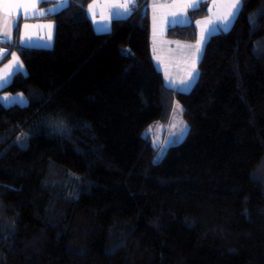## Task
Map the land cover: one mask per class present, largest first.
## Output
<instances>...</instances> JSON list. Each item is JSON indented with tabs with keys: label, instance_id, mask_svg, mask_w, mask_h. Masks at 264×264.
<instances>
[{
	"label": "trees",
	"instance_id": "obj_1",
	"mask_svg": "<svg viewBox=\"0 0 264 264\" xmlns=\"http://www.w3.org/2000/svg\"><path fill=\"white\" fill-rule=\"evenodd\" d=\"M92 1L46 13L53 45L2 61L21 56L2 91L29 103L0 101V264H264V0L210 36L189 91L155 64L146 0L107 32ZM207 13L167 36L195 41ZM176 101L188 132L155 161L145 131Z\"/></svg>",
	"mask_w": 264,
	"mask_h": 264
},
{
	"label": "rangeland",
	"instance_id": "obj_2",
	"mask_svg": "<svg viewBox=\"0 0 264 264\" xmlns=\"http://www.w3.org/2000/svg\"><path fill=\"white\" fill-rule=\"evenodd\" d=\"M205 2L206 7L208 9V13L205 16L197 18L194 23L197 27V38L195 41H182L183 45H180L178 47V44H176L177 41L172 43L173 45L170 48H166L165 52H162L161 48H158L155 46L154 48L152 47L153 45H157V38H162L160 33L162 32L161 29H163L165 23V19L170 21L172 17L169 15V13L172 12H177V13H184L183 9L179 8L178 6L183 3V0H146V5L148 3V9L150 13V18H151V23H152V30H151V47L153 51V57L155 59V64L157 67L163 71V75L165 78V82L168 85H172L180 90H186L188 91L189 89L192 88L193 84L195 83L198 75H199V63L202 58L200 56L198 59H196V63L194 66V71L196 74V78L191 82L190 85H181L180 81L181 80H187L188 79V74L189 72L193 71V60L195 57L193 56V53H195V47H193V52L190 54H185V47H186V42L191 44L192 46H195L197 41L200 39L201 31L205 27H212V25H207L206 23H197L198 21L200 22H206L209 19L215 21L217 15H222L224 12L227 11L226 8L223 7H214V5H223L226 3L232 2V0H202ZM176 5L175 7H163V8H156L155 11L153 9V5ZM200 4V3H199ZM198 5V4H197ZM154 15L156 17L155 20V29H154ZM185 14L179 17L180 21H184ZM186 17L190 19L189 14H186ZM235 20V19H234ZM234 20L232 23L229 25L228 29L232 26ZM183 23V22H179ZM173 25L172 23H170ZM178 24V23H177ZM162 28H159L161 27ZM155 31V35H154ZM161 31V32H160ZM221 31V30H219ZM217 32V31H215ZM213 32V33H215ZM212 33V34H213ZM211 34V35H212ZM169 37V36H168ZM210 38V37H209ZM208 38V39H209ZM175 39V38H174ZM207 43V42H206ZM206 44L203 46V52L205 49ZM154 49V50H153ZM154 51L156 53H154ZM14 53L18 58L20 64L23 65L22 68H18L17 70L14 71V73L11 75V78L8 80L7 83L0 82V101L4 105H12V104H21V105H26L29 103L28 97L23 93V92H8V91H2L4 87H6L12 80L14 74L17 71H22L26 72V67L25 64L21 58V56L18 54L16 50H13L11 54ZM11 54L8 60L4 62H0V74H2L5 65L9 64L11 62ZM156 55V57L154 56ZM4 56V54H3ZM7 97L8 99H4ZM21 98L22 101L21 102ZM177 104L180 106V108L183 109L182 105L180 102L176 101L173 107V111L171 113V117L168 122L163 123V122H153L151 123L146 131L145 134H148L152 137L153 142L156 147H158V152L155 157V161H159L163 158V156L166 153L167 148L170 145L177 144L180 141L184 139L188 132V123L186 122L184 116H183V111L181 112L180 109L177 108ZM185 125H187V128L185 129ZM151 129V130H149ZM25 144V142L23 143Z\"/></svg>",
	"mask_w": 264,
	"mask_h": 264
},
{
	"label": "snow or ice",
	"instance_id": "obj_3",
	"mask_svg": "<svg viewBox=\"0 0 264 264\" xmlns=\"http://www.w3.org/2000/svg\"><path fill=\"white\" fill-rule=\"evenodd\" d=\"M41 2H46V0H0V8L3 9V15L5 19L3 20L2 26L6 29L2 33V36L7 39L11 40L12 38V28L15 27L18 30V19H28L30 17H34L37 13L38 5ZM135 0H126V2L123 3H115L111 5H107L106 7H110L114 9V15L119 17L121 15V10L125 14H130L131 7L134 4ZM69 0H56V7H63L66 8L68 6ZM176 5H153V9L155 11L156 8H163V7H175ZM197 6L195 0H193L192 3H189L186 5L188 8H195ZM56 7L49 9L47 11L55 12ZM96 7L94 4H89V12L92 14L94 22L100 24L103 21L109 20L110 17L108 16H101V21H96L95 20V12H93V8ZM214 7H223L226 8L227 11L224 12L222 15H217L216 20L213 21L209 19L206 22H200L198 21L197 23H206L207 25H212V27H205L201 31L200 39L197 41L195 46L188 45L187 47H195V53H193V56L195 59L193 60V71L189 72L188 74V79L187 80H181L180 83L181 85H190L191 82L196 78V74L194 71V66L196 63V59H198L200 56L203 55V46L206 44L208 38L211 36V34L215 31L219 30H228L229 25L232 23V21L236 18V16L239 14L241 9L243 8V0H232L230 3H226L223 5H214ZM23 10V13H20V10ZM15 13L18 17L17 20H12L11 23L8 21V17H11ZM46 14L45 10H39V15L44 16ZM169 15L172 17L170 21L165 19V23H172L176 24L181 22L179 20V17L184 15V13H177V12H172L169 13ZM260 16H264V9H261L260 12L258 13ZM154 29H155V20L156 17L154 15ZM30 27H48L52 28L53 26L51 24L48 25H29L27 23L24 24V29L27 30ZM107 25H104L100 28L101 31H104L106 29ZM155 35V31H154ZM51 38V37H49ZM25 39H30V37L25 36L22 38L21 42L23 43ZM3 58V53H0V59ZM23 65L20 64L19 58L12 53L11 54V62L7 65H5L4 70L2 74H0V82L7 83L8 80L11 78V75L14 73L15 70L18 68H22ZM4 99H8L5 97ZM21 102L22 98H21ZM177 108L180 109L182 112L183 109L180 108V106L177 104ZM185 129L187 128V125L184 126ZM151 130V129H149Z\"/></svg>",
	"mask_w": 264,
	"mask_h": 264
},
{
	"label": "crops",
	"instance_id": "obj_4",
	"mask_svg": "<svg viewBox=\"0 0 264 264\" xmlns=\"http://www.w3.org/2000/svg\"><path fill=\"white\" fill-rule=\"evenodd\" d=\"M46 1H52V3L50 5H48V7L46 9H44L43 7L40 6L41 3H42L41 2L38 5L37 13H36V15L34 17H30L28 19H22V18L18 19L17 15L15 13H13V15L11 17L7 18L9 23H11L12 20H17L18 19V30L15 27L12 28V38H11V40H7V39H5L2 36V33L4 31H6V29L2 26L3 20L5 19V17L3 15V9L0 8V38L6 40L9 43V45L13 44V43H19V44L28 45V46L51 47L53 45V43H54L55 27L56 26H55V23L53 21H51L49 19H46V18H43V16L39 15V10H45L46 13H53V12L47 11V10L56 7V0H46ZM123 2H126V0H93L91 2V4L96 5V7H94L93 10H92L93 12H95V20L96 21H101V16L102 15L110 17L109 20L103 21L100 24H98V23L94 22L92 14L89 12V8H88L89 16L91 17V19L93 21V24H94V27H95L96 31H98V32H107V31L111 30L113 19L125 18V17L130 16L133 13L134 8L136 6H139L140 0H135L134 4L131 7L130 14H125L121 10V15L119 17L114 15V11H115L114 9H112L110 7H106L107 5H111V4H115V3H123ZM192 2H193V0H183V3L178 6L179 8L183 9L184 14H185L184 21H181L183 23H178V24L176 23V24H173V25H171L170 23H167L166 25H164L163 29H161L162 32L160 31L161 32L160 35H161L162 38H157L156 39L157 40V45H153V43H152V47L153 48L155 46H157L158 48L162 49V52H165V49L167 47L170 48L173 45L172 43H174L175 41H177L176 44H178V47L180 45H183L182 41H184V40L174 39V38L168 37L167 36V31H168V28L171 27V26H174V25H185V24H188V23L191 22L190 11L192 9H194V8H188V7H186V5L189 4V3H192ZM195 2H196V4H198L196 7H198L203 1L202 0H195ZM147 5H148V3H147ZM147 5L144 6V7H147V9H148ZM61 8L62 7H56V11H59ZM20 13L21 14L23 13L22 9L20 10ZM187 13L190 16V19L186 17ZM25 23H27L29 25H48V24H51L53 27L52 28H48V27H30L27 30H25L24 29V24ZM104 25H107V27H106V29L104 31H101L100 28L102 26H104ZM151 28H152V23H151ZM159 28H162V25ZM25 36L30 37V39H25L24 42L22 43L21 40ZM49 37H51V38H49ZM189 43H187V42L185 43L186 44L185 54H187V53L190 54V53L193 52V47H191V48L187 47L188 45H191ZM154 53H156V52L154 51ZM154 56L156 57L155 54H154ZM4 57H6V56L4 55L3 58L0 59V62L3 61ZM168 86L173 87L175 89H178V88H176V87H174L172 85H168ZM178 90H180V89H178ZM181 91H183V90H181ZM184 91H186V90H184Z\"/></svg>",
	"mask_w": 264,
	"mask_h": 264
},
{
	"label": "built area",
	"instance_id": "obj_5",
	"mask_svg": "<svg viewBox=\"0 0 264 264\" xmlns=\"http://www.w3.org/2000/svg\"><path fill=\"white\" fill-rule=\"evenodd\" d=\"M10 52V46L8 42L0 38V53L8 54Z\"/></svg>",
	"mask_w": 264,
	"mask_h": 264
}]
</instances>
